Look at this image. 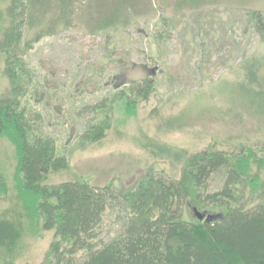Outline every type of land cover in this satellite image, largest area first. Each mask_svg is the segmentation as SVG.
Listing matches in <instances>:
<instances>
[{"label":"rangeland","instance_id":"374dc122","mask_svg":"<svg viewBox=\"0 0 264 264\" xmlns=\"http://www.w3.org/2000/svg\"><path fill=\"white\" fill-rule=\"evenodd\" d=\"M32 2L36 8L25 40L30 44L28 60L41 83V109L46 107L43 130L56 137L59 154H69L71 163L68 171L51 175L48 184L86 179L94 186L112 183L128 189L149 168L179 179L181 164L153 158L145 148L150 140L190 153L210 146L238 152L264 143L260 118L232 105L221 90L225 83L236 82L243 56L264 54V42L252 30L247 15L255 10L264 15V0ZM8 5L9 0L0 1L3 19ZM113 14L117 15L115 24L100 30L99 25ZM146 78L154 79L158 87L137 115L118 116L119 130L112 129L102 143L78 148L90 115L82 111L83 106L95 104L117 88L118 80L128 85ZM8 91L5 57L0 51V97ZM177 118L181 128L164 126V121ZM17 163L14 148L1 140L0 174L9 193L0 199V215L11 211L10 215L20 217L23 228L11 259L13 264H44L53 232L43 231L24 212L16 190ZM221 182L216 177L211 190H217ZM189 204L185 219L193 222L197 209ZM26 205L33 214V200L28 199ZM110 225L107 218L104 228Z\"/></svg>","mask_w":264,"mask_h":264},{"label":"trees","instance_id":"16d2710c","mask_svg":"<svg viewBox=\"0 0 264 264\" xmlns=\"http://www.w3.org/2000/svg\"><path fill=\"white\" fill-rule=\"evenodd\" d=\"M35 8L32 0H9L4 19L0 12V51L9 79V91L0 97V141L14 148L16 190L24 212L43 231L53 232L44 264H264V143L238 152L210 146L190 153L150 140L145 148L153 158L181 164L179 179L149 168L128 189L112 183L94 186L86 179L48 184L51 175L68 171L71 163L69 154H59L56 137L43 130L46 107L41 109V83L25 40ZM247 15L264 42L263 13ZM116 21L113 14L99 29L111 28ZM118 81L98 102L83 106L90 115L78 148L102 143L112 129H120L118 116H136L158 87L150 78L128 85ZM221 90L232 105L247 109L264 124V54L243 56L236 82L225 83ZM180 120H166L164 126L179 129ZM216 177L222 184L211 190ZM8 193L0 174V199ZM28 199L34 202L33 214ZM189 202L214 219L187 221ZM10 212L0 215L1 264H13L11 256L22 237L20 217ZM107 218L112 223L108 229Z\"/></svg>","mask_w":264,"mask_h":264},{"label":"water","instance_id":"95a60500","mask_svg":"<svg viewBox=\"0 0 264 264\" xmlns=\"http://www.w3.org/2000/svg\"><path fill=\"white\" fill-rule=\"evenodd\" d=\"M195 211H196L195 215H196L197 219L200 221L210 222L211 220L214 219V216H212V215L202 214L198 210H195Z\"/></svg>","mask_w":264,"mask_h":264}]
</instances>
